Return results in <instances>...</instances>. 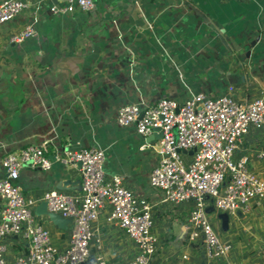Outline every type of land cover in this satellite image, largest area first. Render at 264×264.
<instances>
[{
    "label": "crops",
    "instance_id": "0c3cea01",
    "mask_svg": "<svg viewBox=\"0 0 264 264\" xmlns=\"http://www.w3.org/2000/svg\"><path fill=\"white\" fill-rule=\"evenodd\" d=\"M93 1L89 12L53 15L50 3L31 0L18 17L0 25V161L27 145H43L52 160L65 148L99 149L106 179L121 177L123 186L149 203L158 244L166 232L177 241L187 236L183 226L192 206L165 203L163 194L149 186V175L160 162L159 134L141 137L133 127L117 126V111L125 105L151 106L162 98L183 103L198 94L229 95L242 104L264 101V0ZM26 25L37 35L12 43L11 36ZM262 153L264 129L250 128L234 157H247L251 171L264 180ZM18 183L55 249H66L73 222L53 220L42 198L58 189L80 194L78 164L53 161L47 171L25 168ZM2 205L0 198V210ZM211 207L208 202L206 212ZM251 211L257 213L258 238L264 239V202ZM107 217L104 208L92 225L85 264H95L96 257L128 264L136 254L131 240ZM221 240L230 254L232 245ZM3 243L7 261L26 252L19 238ZM177 254H163L153 264H170Z\"/></svg>",
    "mask_w": 264,
    "mask_h": 264
},
{
    "label": "built area",
    "instance_id": "2783aa9c",
    "mask_svg": "<svg viewBox=\"0 0 264 264\" xmlns=\"http://www.w3.org/2000/svg\"><path fill=\"white\" fill-rule=\"evenodd\" d=\"M30 1L0 0V25L18 17ZM35 1L50 3L48 10L53 15H66L75 9L89 12L94 8L93 0ZM36 35L33 26L26 25L10 41L20 43ZM115 123L133 127L141 137L160 135L155 145L160 162L149 175V186L163 194L165 203L191 204L183 226L185 238L204 258L227 256L230 246L209 222L206 207L210 202L218 212L233 216L250 212L264 202V180L251 171L247 157H234L237 144L250 128L264 129V101L255 99L242 104L229 95L204 94L183 103L162 98L147 107L122 106ZM258 157L263 158L264 153ZM53 161L64 166L80 164V194L50 190L42 198L49 213L73 222L69 245L63 251L55 249L50 233L33 216L31 202L18 183L21 170L47 171ZM103 162V152L93 147L65 148L55 153L53 160L43 145H27L7 154L0 161V264H85L91 252L92 225L104 208H108L107 221L116 223L136 248L128 264H153L159 242L152 233V209L123 186L121 177L106 179ZM9 237L19 238L27 246L26 252L14 261L4 258L3 242ZM95 264L113 263L96 257Z\"/></svg>",
    "mask_w": 264,
    "mask_h": 264
},
{
    "label": "rangeland",
    "instance_id": "374dc122",
    "mask_svg": "<svg viewBox=\"0 0 264 264\" xmlns=\"http://www.w3.org/2000/svg\"><path fill=\"white\" fill-rule=\"evenodd\" d=\"M207 215L220 238L232 245L229 256L206 261L197 250H192V245L185 238H178L176 241L172 233L166 232V237L160 241L154 261L163 254L172 255L177 252L178 257L170 264H264V239L263 237L259 239L257 235L256 212L230 217L211 207ZM171 236L173 240L170 242ZM165 259L168 260L169 257Z\"/></svg>",
    "mask_w": 264,
    "mask_h": 264
},
{
    "label": "water",
    "instance_id": "95a60500",
    "mask_svg": "<svg viewBox=\"0 0 264 264\" xmlns=\"http://www.w3.org/2000/svg\"><path fill=\"white\" fill-rule=\"evenodd\" d=\"M53 1V3H56L58 0H52ZM63 1H65V0H63ZM159 138H160V135H159ZM183 153H185L184 151H182ZM192 152H189L188 154H191ZM78 166L80 167V164H78ZM66 184H68V182H63L62 183V185L63 186H66ZM59 191H63V190H65V189H58ZM52 215H54V217H52V219L53 220H55V221H57L58 220V218L60 219L61 217H59L58 215H56V214H52ZM56 217H58V218H56ZM62 219V218H61ZM64 220V219H63Z\"/></svg>",
    "mask_w": 264,
    "mask_h": 264
},
{
    "label": "trees",
    "instance_id": "16d2710c",
    "mask_svg": "<svg viewBox=\"0 0 264 264\" xmlns=\"http://www.w3.org/2000/svg\"><path fill=\"white\" fill-rule=\"evenodd\" d=\"M168 243V242H167ZM167 243L165 245H167Z\"/></svg>",
    "mask_w": 264,
    "mask_h": 264
}]
</instances>
